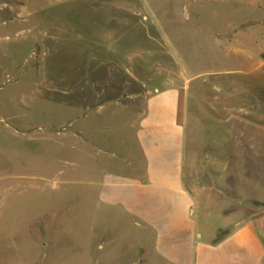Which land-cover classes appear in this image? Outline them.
<instances>
[{
  "label": "rangeland",
  "instance_id": "rangeland-1",
  "mask_svg": "<svg viewBox=\"0 0 264 264\" xmlns=\"http://www.w3.org/2000/svg\"><path fill=\"white\" fill-rule=\"evenodd\" d=\"M159 1L165 3L160 12L144 11L136 18H146L144 31L153 30L157 42L127 43V51L141 47L143 63L149 67L155 62L150 51L158 50V61L186 67L188 78L191 73L204 74L192 78L190 85L202 84L208 96L233 98L243 110L244 102L264 100V56L258 52V47L264 49V25H245L240 30L246 29L247 36L238 34L236 41L225 42L224 53L232 58L211 57L222 50L218 47L222 38L213 36L217 29L229 32L233 29L227 28L229 23L259 18L260 9L247 12V6L233 0ZM85 4L0 0V264H87L89 228L123 233L125 238L135 233L125 218L95 203V187L88 186L97 166L114 161L110 153L119 151L111 138L125 133L132 140V131L122 130L119 116L112 119L110 107L98 100L93 88L103 93V83H123L134 76L124 74L123 67L130 65L123 59L113 60L121 74L109 72L111 60L106 57L113 52L109 48L113 43L100 37L90 43L72 40L74 30L80 35L88 22L96 20L95 9L87 10ZM233 50L236 57L239 51L251 56L234 58ZM217 69L225 73L222 85L211 75ZM162 75L153 76V82H160ZM76 126L83 135L75 134ZM90 133L111 138L101 137L94 149L87 138ZM243 174L240 171V181L246 183L250 179ZM101 237L91 241L94 254L109 260L116 247L99 241ZM45 242L58 243L60 249L40 250ZM126 259L131 260L108 262Z\"/></svg>",
  "mask_w": 264,
  "mask_h": 264
},
{
  "label": "crops",
  "instance_id": "crops-1",
  "mask_svg": "<svg viewBox=\"0 0 264 264\" xmlns=\"http://www.w3.org/2000/svg\"><path fill=\"white\" fill-rule=\"evenodd\" d=\"M233 1L247 6V12L260 9L262 15L229 23L227 28H233L229 32L217 29L213 36L222 38L223 45L212 58H232L224 53L225 42L236 41L238 34L247 36L246 29L240 30L245 25H264V0ZM53 2L68 7L86 3L87 10L94 8L96 20L88 22L80 35L74 30L72 40L90 43L100 37L113 43L109 47L113 52L106 57L111 60L109 72L121 74L120 65L113 60L123 59L130 65L123 67L124 74L134 76L123 83H103V93L93 88L98 100L110 107L112 119L119 116L122 130L132 131V140L128 141L125 133L113 138L90 133L87 138L94 149L100 146L101 137L116 139L119 151L110 153L114 161L97 166L95 180H89L88 186L95 187L94 202L125 218L135 233L125 238L123 233L89 228L87 264H110L121 257L131 260L120 264H264V100L244 102L242 107L247 109L243 110L233 98L208 96L202 84L190 85L192 78L204 74L195 72L188 78L186 67L158 61V50L150 51L155 62L149 67L143 63L141 47L127 51V43L157 42L153 30L144 31L146 18H136L144 11L153 14L164 9L165 3L159 0ZM229 35L231 39L225 40ZM258 48L259 56H264L263 47ZM231 52L234 58L251 56L239 51L236 57L235 51ZM224 74L223 69H217L211 75L222 85ZM157 75L162 78L155 83L153 76ZM131 109L133 114L127 117ZM74 132L84 134L81 126ZM240 171L249 176L248 182L240 181ZM97 235L104 236L99 241L116 247L109 260L94 254L91 241ZM58 249V243L45 242L40 250Z\"/></svg>",
  "mask_w": 264,
  "mask_h": 264
}]
</instances>
